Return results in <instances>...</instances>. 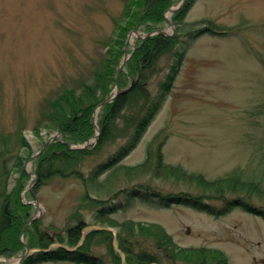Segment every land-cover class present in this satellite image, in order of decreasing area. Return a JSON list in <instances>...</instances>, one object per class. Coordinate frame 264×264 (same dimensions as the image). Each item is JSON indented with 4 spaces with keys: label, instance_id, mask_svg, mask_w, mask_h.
Returning <instances> with one entry per match:
<instances>
[{
    "label": "rangeland",
    "instance_id": "obj_1",
    "mask_svg": "<svg viewBox=\"0 0 264 264\" xmlns=\"http://www.w3.org/2000/svg\"><path fill=\"white\" fill-rule=\"evenodd\" d=\"M130 1L0 0V134L11 136L12 147L23 157L22 170L16 169L11 176L10 191L21 189V203L33 205L30 214L39 219L38 230L54 239L58 235L66 239L68 228L79 218L86 221L82 233L86 238L89 231L103 226L96 215L98 210L114 207L118 211L108 215L119 221L130 219L141 224L162 225L180 248L218 249L224 253L228 264H264L263 217L239 206L215 215L189 205H166L156 196L139 200L130 195L134 186L149 187L161 194L180 190L195 192L186 183L157 178L153 174L119 175L111 186L112 192L97 194L100 203L85 199L86 187L76 176H55L37 186L35 159L38 155L31 157L53 135L57 138L52 141L66 140L48 126L38 134L34 131L47 101L65 87L76 86L81 80L90 82L93 70L104 57L112 58L110 51L114 52L115 48L110 39L115 33L116 22L123 21L126 8L132 5ZM181 1L174 0L168 7H177ZM192 4L184 20H200L198 26L210 24L216 31L192 38L182 36L181 42L155 62L147 81L154 99L171 71L174 50L185 46L183 61L175 72L168 94L138 144L120 163H139L149 152L154 162L160 151L164 163L182 165L209 178L225 175L238 167L264 180V0H194ZM166 16L175 24L173 11ZM156 28L172 32L166 21ZM133 30L142 36L149 32L142 26L131 29L123 44L122 56L114 59L117 71L127 56L118 74L120 88L128 87L136 78L128 60L143 37H138ZM115 91L114 82L111 95ZM94 113L96 133L101 109L98 107ZM20 132L27 146H19ZM121 133L101 148L97 147L98 136L87 146H84L86 141L69 142L84 146L72 149L88 151L80 163L82 173L88 174L126 143L128 134ZM22 171L27 176L22 178ZM32 192L37 195L39 204ZM224 202L210 200L218 209L225 207ZM109 227L113 229L110 230L111 241L98 234L90 239L88 248L103 264H142L137 255L141 249L158 256V261L143 264H201L172 260L154 239L146 237L129 240L134 255H127L120 247L119 228ZM22 231L19 241L31 248V255L40 249L34 242L35 232L25 229L22 235ZM81 240L73 246L67 240L54 241L49 249L59 245L75 249L83 245ZM25 250V246H19L6 257L10 262H19ZM0 264L8 263L0 259ZM35 264L87 263L48 260Z\"/></svg>",
    "mask_w": 264,
    "mask_h": 264
},
{
    "label": "trees",
    "instance_id": "obj_2",
    "mask_svg": "<svg viewBox=\"0 0 264 264\" xmlns=\"http://www.w3.org/2000/svg\"><path fill=\"white\" fill-rule=\"evenodd\" d=\"M173 1L131 0L132 5L129 6L128 4L129 7L126 8V13L124 12L123 21L116 22L115 33L110 39V42H113V48H115L114 52L110 51L112 58L104 57L103 62L93 70L90 82L81 80L78 85L65 87L55 98L48 100L34 131L38 134L41 129L48 126L50 129L60 132L68 142L83 143L88 140L95 133L94 110L101 102L112 96L111 91L116 81L115 69L117 66L114 59H119L122 56L123 44L128 32L138 26L144 27L147 31L158 27L161 22L165 21L164 12ZM192 1L189 0L185 8L174 12L175 32L172 35L158 32L138 40L135 52L128 60V65L136 72L133 87L100 107L99 125L101 133L96 140L97 147L101 148L111 139H114L118 132H122V135L128 134L126 143L112 153L106 161L91 169L88 174H84L80 169V163L88 153L87 149H72L66 143L54 140L35 159L38 176L37 186L55 176H76L83 181L86 187L85 199L92 203H100L97 194H100L101 191L112 192L114 188L111 190V186L114 179H117L119 175L127 177L153 174L157 178L163 177L174 179L178 183H186L195 192L193 190H180L161 194V191H152L149 187L134 186L130 189V195L139 200L156 196L166 205L170 203L190 205L215 215L223 214L234 206H239L264 218V180L258 175L246 174L238 167L225 175L209 178L202 172L189 171L182 165L164 163L160 151L156 154L154 162H152L153 156L149 155V152L145 159L139 163L131 165L120 163L121 159L138 144L159 104L163 103L172 86L175 72L179 70L183 61L185 46L183 49L179 47L174 50L175 60L171 66V71L161 83L158 97L154 99L147 81L148 76L154 71L155 62L161 54L168 52L181 42L182 36L192 38L214 30V26L210 24L198 26L200 20H184V15ZM133 5L135 7L129 9ZM196 27L198 28L196 29ZM107 44L109 45L108 42ZM18 139L20 147L27 146L22 132H20ZM11 141L13 140L10 135L0 134V254L7 255L11 250L24 246L19 241V233L23 227H26V232L34 230L36 239L34 242L40 249L27 257L23 264H35L48 260L103 264L88 248L90 239L98 234L104 236L106 241H111L113 235L107 229L89 231L83 240V245L75 249L67 250L59 245L56 248L44 250L48 249L54 241L64 242L67 240L68 244L76 245L82 239L86 221L79 218L74 226L68 228L69 232L66 239L58 235L55 238L57 240L45 231L38 230L39 219L32 220L27 226L33 217L30 214L33 205L21 203V189L13 191L9 189L13 172L16 169L21 171L23 167V157L19 151L14 150ZM103 174L105 177L102 178ZM21 175H23L22 178L27 176L24 171ZM212 199L225 200V207L218 209L216 205L210 203ZM103 208L101 207L96 214L100 218V223L103 226L119 228L120 247L127 255H134L128 245L129 240L146 237L154 239L162 251L172 260L182 259L201 264H228L226 256L218 249L206 247L180 248L162 225L154 222L141 224L130 219L119 221L108 215L118 211V209L114 207ZM137 255H139L142 264L158 261V256L146 249L139 250Z\"/></svg>",
    "mask_w": 264,
    "mask_h": 264
},
{
    "label": "water",
    "instance_id": "obj_3",
    "mask_svg": "<svg viewBox=\"0 0 264 264\" xmlns=\"http://www.w3.org/2000/svg\"><path fill=\"white\" fill-rule=\"evenodd\" d=\"M182 2H183V1H182ZM182 2H181V5H179V6H177V7H176V6H175V7H169V8L167 9V12H172V11L176 10L177 8L182 7V6L184 5L185 0H184L183 3H182ZM167 12H166V13H167ZM165 18H166V21L171 25V28H172V31H173V30H174V26H173V23H172L171 19H169L166 15H165ZM132 32L135 33L138 37H147V36H149V35L154 34L155 32H160V33H163V34H168L164 29H154V30H152V31H150V32H148V33H146L144 36H142L137 30H133ZM126 54H127V52H125V55H126ZM126 60H127V56H124L123 61H122L121 64L117 67V71H116V72H117V73H116V84H115L116 91H115V93H114L109 99H107L106 101L101 102V103L96 107V109H97L99 106L104 105L105 103H108V102L113 101V100H114L119 94H121V93H125V92L129 91V90L133 87L134 82H135L134 80H132L130 86H128V87H126V88H124V89H120V86H119V82H118V74H119L121 68L124 66ZM94 115H95V113H94ZM96 129H97V131H96L95 135L93 136L94 138H95L96 136H98L99 133H100V127H99V125H97V124H96ZM93 137H92V138H93ZM56 138H57L56 135H53V136L49 137V139L46 141V143L44 144V146H43V147H42L37 153H35V154L31 157V159H33V158H35L37 155H39V154H40V153H41V152H42V151H43V150L49 145V143H50L53 139H56ZM92 138H90L89 140H87V142L85 143L84 146H87ZM59 139H60L61 141H63L64 143H66L67 145H69L71 148H82V147H84L83 145H82V146L71 145L68 141L63 140L62 138H59ZM36 177H37V175H36V173H35V178H36ZM33 193H34V196H35V198H36V203L39 204V200H38L37 195L35 194V192H33ZM36 218H37L36 216H33V217L31 218V220L27 223V226H28V224H29L32 220H34V219H36ZM97 228H98V227H97ZM99 228H100V229H107V230H111V231L113 230L111 227H106V226H100ZM25 229H26V227L23 228L22 235H23ZM24 245H25V249H26V250H25V253L20 257L19 262L24 261V260L30 255V253H31V248H30L27 244H25V243H24ZM0 259H3V260H5V261H7L8 264H19V262H15V263L10 262V259H9L8 257H6L5 255H3V254H0Z\"/></svg>",
    "mask_w": 264,
    "mask_h": 264
}]
</instances>
